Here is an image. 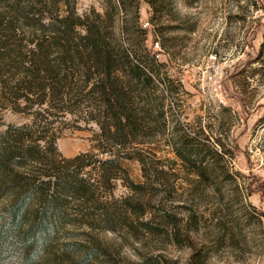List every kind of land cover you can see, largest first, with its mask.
<instances>
[{"label": "rangeland", "instance_id": "obj_1", "mask_svg": "<svg viewBox=\"0 0 264 264\" xmlns=\"http://www.w3.org/2000/svg\"><path fill=\"white\" fill-rule=\"evenodd\" d=\"M65 20L115 48L128 139L87 55L61 64ZM0 134V212L30 175L84 181L36 264H264V0H0ZM19 238L0 264H25Z\"/></svg>", "mask_w": 264, "mask_h": 264}, {"label": "trees", "instance_id": "obj_2", "mask_svg": "<svg viewBox=\"0 0 264 264\" xmlns=\"http://www.w3.org/2000/svg\"><path fill=\"white\" fill-rule=\"evenodd\" d=\"M153 7L155 8L154 5ZM59 22L65 26L57 31L58 34L60 32L62 40H59V35H55L56 40L60 41L55 45L61 51V64L75 61L76 58L82 60L84 55H87L88 63L91 64L90 70H93V75H96L94 90L99 92L103 98L104 110L112 116L115 135L125 134L128 139L137 131V122L133 116L135 110L130 107L128 99L135 90H133L131 81L127 80L128 77H126L127 82L125 83H121L118 79L115 48L111 46L107 36L96 24H90L87 27L85 37L80 38V45L74 47L73 29L75 23L68 24L66 20ZM43 45H40L39 49L44 56ZM64 53L68 55L66 58H63ZM49 58L50 55L47 56V60ZM109 130L111 132V129ZM8 137L9 134H0V173L5 167L4 161H7L8 164L16 158L14 151L6 145L5 141ZM35 155L36 151H29L26 159L36 160ZM100 162L107 163V161ZM75 172V169L69 172L59 169L58 174H52L47 180L30 175V178H27V183L14 195L10 205L0 212V245H4L2 242L6 241V236L9 234H20L22 236V239L19 238L23 254L22 260L25 264H36L34 251L38 248L37 246L42 242H47L50 233L68 219L63 206L65 200L85 196L84 181L79 179ZM32 199L38 201L36 210L30 207ZM27 217L30 220L28 222H26ZM89 256L90 251L87 255L85 253V259H88Z\"/></svg>", "mask_w": 264, "mask_h": 264}, {"label": "built area", "instance_id": "obj_3", "mask_svg": "<svg viewBox=\"0 0 264 264\" xmlns=\"http://www.w3.org/2000/svg\"><path fill=\"white\" fill-rule=\"evenodd\" d=\"M148 26V24L146 25V27Z\"/></svg>", "mask_w": 264, "mask_h": 264}]
</instances>
